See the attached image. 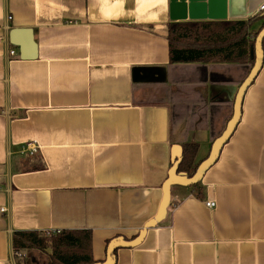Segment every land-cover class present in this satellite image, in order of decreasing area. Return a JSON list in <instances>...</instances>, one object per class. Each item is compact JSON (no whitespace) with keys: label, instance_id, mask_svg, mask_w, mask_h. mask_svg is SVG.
Instances as JSON below:
<instances>
[{"label":"crops","instance_id":"0c3cea01","mask_svg":"<svg viewBox=\"0 0 264 264\" xmlns=\"http://www.w3.org/2000/svg\"><path fill=\"white\" fill-rule=\"evenodd\" d=\"M262 4L186 0L175 12L170 0H0V264L18 260L15 231H90L95 262L111 240L133 241L157 214L172 145L198 143L197 165L208 156L245 67L170 62L168 24L246 21ZM15 27L32 28L36 58H20ZM31 141L39 151L27 155ZM113 259L264 264V60L198 188L171 185L163 219Z\"/></svg>","mask_w":264,"mask_h":264},{"label":"trees","instance_id":"16d2710c","mask_svg":"<svg viewBox=\"0 0 264 264\" xmlns=\"http://www.w3.org/2000/svg\"><path fill=\"white\" fill-rule=\"evenodd\" d=\"M264 19V14L246 21L229 22H181L168 24L169 57L172 63L198 61H235L250 57L255 37L264 26V21L256 32H251V25ZM264 51V41L262 44ZM198 143L183 142L182 158L177 172H185L191 177L197 167L194 163ZM12 247L15 253L20 250L35 248L44 251L51 249L46 264H93L91 251V233L87 230H59L46 234L37 231H15L12 235ZM21 264V262H16Z\"/></svg>","mask_w":264,"mask_h":264},{"label":"water","instance_id":"95a60500","mask_svg":"<svg viewBox=\"0 0 264 264\" xmlns=\"http://www.w3.org/2000/svg\"><path fill=\"white\" fill-rule=\"evenodd\" d=\"M191 1V0H188ZM171 10L178 12L181 8H185L186 0H170ZM192 3H190V7ZM263 39H264V26L258 32L255 37L254 47L250 50V57L254 58V63L249 71L248 75L242 81L236 92L233 104L232 116L228 120L224 130L219 136H217L211 144L208 156L202 160L196 167L194 174L188 177L185 172H177L178 165L182 158V147L179 144L172 145L171 151V167L168 171V177L162 184L163 196L160 202L157 214L140 230L138 236L133 241H123L121 238L111 240L106 248V259L103 262H94L93 264H112L113 251L118 246H132L137 244L145 233V229L155 225L157 222L163 219L166 214L167 207L170 202V187L174 184L184 186H195L198 188L199 181L203 177L204 173L216 162L222 147L229 140L230 136L234 132L238 121L241 116V106L244 94L249 85L253 82L254 78L258 74L263 60ZM9 41L12 45L19 47V55L22 59H34L37 56V45L33 38L32 28L29 27H15L9 32Z\"/></svg>","mask_w":264,"mask_h":264},{"label":"rangeland","instance_id":"374dc122","mask_svg":"<svg viewBox=\"0 0 264 264\" xmlns=\"http://www.w3.org/2000/svg\"><path fill=\"white\" fill-rule=\"evenodd\" d=\"M211 61H219V60H211ZM242 62H244L245 67L243 68L237 67L243 71V75L238 83V87L240 86L242 81L245 79V77L248 75L249 71L251 70L253 66V63L249 62L247 59L242 60ZM50 254H51L50 248L45 249L44 252L43 251L41 252L40 250L35 249V248H29V249H25L23 251L17 252L16 256L18 260L16 259V261L21 262V264H29L28 258L33 255L34 257L38 258V264H46L49 261Z\"/></svg>","mask_w":264,"mask_h":264},{"label":"built area","instance_id":"2783aa9c","mask_svg":"<svg viewBox=\"0 0 264 264\" xmlns=\"http://www.w3.org/2000/svg\"><path fill=\"white\" fill-rule=\"evenodd\" d=\"M260 9L261 10H264V4H262L261 6H260ZM10 53H13V51L11 50L10 51ZM39 151V146L37 145V143L36 142H33V141H31V142H26L25 144H23V146H22V152L23 153H26L27 155H33V154H36L37 152ZM205 205L207 206V207H214L215 206V202L214 201H207L206 203H205ZM47 234H49V233H47ZM17 254V253H16Z\"/></svg>","mask_w":264,"mask_h":264}]
</instances>
